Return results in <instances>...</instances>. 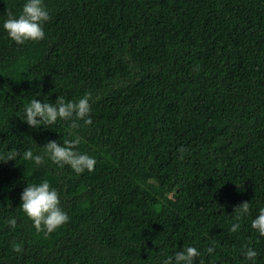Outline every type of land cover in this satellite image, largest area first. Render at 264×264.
<instances>
[{
  "label": "trees",
  "instance_id": "obj_1",
  "mask_svg": "<svg viewBox=\"0 0 264 264\" xmlns=\"http://www.w3.org/2000/svg\"><path fill=\"white\" fill-rule=\"evenodd\" d=\"M22 4L0 0V22ZM45 4L43 40L17 45L0 29V153H18L0 161V264H159L162 251L213 241L196 264H253L245 245L264 264L249 226L264 206V0ZM85 92L92 123L74 131L94 170L23 158L69 138L67 121H22L27 102ZM42 179L69 215L47 236L19 206ZM242 202L250 213L232 232Z\"/></svg>",
  "mask_w": 264,
  "mask_h": 264
},
{
  "label": "clouds",
  "instance_id": "obj_2",
  "mask_svg": "<svg viewBox=\"0 0 264 264\" xmlns=\"http://www.w3.org/2000/svg\"><path fill=\"white\" fill-rule=\"evenodd\" d=\"M50 19L49 9L46 7L45 0H23L22 7L18 15L9 12L7 17L0 22L2 29L8 38L17 45H23L26 42H37L45 38V24ZM91 93L85 92L76 99L65 100L64 97H56L54 102L30 99L23 107L20 119L32 128L43 126L48 128L58 121L69 122L68 137L62 143L57 140H48L42 147V154H34L31 149L25 150L23 158L32 160L35 164H40L44 157L58 165H67L76 175L85 171L92 172L97 160L87 152L78 150L82 138L78 129L82 122L83 125H90L92 119L90 116ZM183 154V149L178 150ZM18 153L9 151L0 153V161L16 160ZM21 210L25 216L31 220L32 225L38 232H43L45 236L67 223L68 213L60 206V196L54 187L50 186L47 179L37 182H26V186L20 193ZM236 223L231 225L230 231L237 232L240 229L239 220L247 218L250 213L249 202H242L235 207ZM9 225H15L16 220L9 217ZM250 228L260 237H264V206L257 209V213L250 219ZM14 250L19 251V248ZM206 253L212 255L215 253V241L211 242L206 249H199L194 245H186L175 250L171 255L166 251L161 252L158 257L159 264H196V261ZM241 255L244 260L252 261L253 264L257 258V250L251 246H242ZM203 264V260H200Z\"/></svg>",
  "mask_w": 264,
  "mask_h": 264
},
{
  "label": "rangeland",
  "instance_id": "obj_3",
  "mask_svg": "<svg viewBox=\"0 0 264 264\" xmlns=\"http://www.w3.org/2000/svg\"><path fill=\"white\" fill-rule=\"evenodd\" d=\"M125 193H126L128 196H134L136 192L127 189V190H125Z\"/></svg>",
  "mask_w": 264,
  "mask_h": 264
}]
</instances>
